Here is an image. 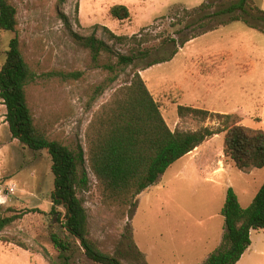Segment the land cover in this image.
<instances>
[{"label":"rangeland","instance_id":"obj_1","mask_svg":"<svg viewBox=\"0 0 264 264\" xmlns=\"http://www.w3.org/2000/svg\"><path fill=\"white\" fill-rule=\"evenodd\" d=\"M208 1L11 0L19 26L16 32H1L0 69L10 40L18 35L38 73L28 88L37 121L51 138L70 147L79 144L87 149V129L96 111L132 76L128 68L110 84L111 73L95 66L90 50L76 35L96 34L124 53L150 49V57L141 64L176 51L170 61L141 71L173 130L219 126L216 118L180 116V105L233 114L240 124L264 129V21L255 9L264 10V0H253L249 15L233 13L259 29L243 20L230 21V14L202 20L237 0H214L213 8H199ZM120 4L130 9L128 19L112 15L111 8ZM103 26L118 35L149 40L142 47L114 44ZM206 27L212 29L203 33ZM194 33L198 36L186 41ZM55 71H81L83 76L62 81L53 78ZM102 87L105 92L99 94ZM6 112L0 97V219L21 217L0 229V264H62L53 234L69 245L70 264H99L87 257L52 211L51 155L13 138ZM224 136L225 132L214 135L176 161L125 213L104 202L87 163L89 183L79 189V197L98 247L124 264H203L222 242L228 189L232 187L241 205L248 207L264 184V167L240 169L225 156ZM11 186L14 193H9ZM56 210L64 212L61 206ZM251 239L237 264H264V229H253Z\"/></svg>","mask_w":264,"mask_h":264},{"label":"trees","instance_id":"obj_2","mask_svg":"<svg viewBox=\"0 0 264 264\" xmlns=\"http://www.w3.org/2000/svg\"><path fill=\"white\" fill-rule=\"evenodd\" d=\"M252 1L237 0L219 11L205 14L201 19L230 14V21L243 20L252 26L248 18L233 15L237 10L249 15ZM65 2L60 0L59 4ZM213 6L214 0H209L199 8L206 10ZM255 9L264 21V10L259 7ZM111 13L119 19H128L131 15L130 9L122 4L113 6ZM18 26L16 6L11 0H0V45L1 32H16ZM252 27L258 28L255 25ZM103 28L114 44L142 47L149 40L139 35H118L108 26ZM210 29L206 27L203 33ZM76 36L90 50L95 66L111 73L110 84L116 82L128 68L132 70L130 82L118 87L111 99L96 111L87 129L86 150L79 144L70 147L61 139L51 138L45 127L37 121L29 101L28 88L38 73L26 58L18 35L10 40L6 60L0 69V97L7 108L5 119L12 137L34 151L47 150L52 157V211L56 219L69 234L79 240L89 259L99 264H124L117 256L101 250L90 237L88 212L79 197V189L89 183L87 163L97 179L104 202L119 207L125 213V210L137 205L138 196L155 184L176 161L221 132H225V156L238 168H263L264 129L240 124L233 114L180 105V116L202 121L216 118L219 126L173 130L141 71L170 61L176 51L169 57L155 58L141 64L150 57V49L132 48L129 53H124L96 34ZM197 36L194 33L186 41ZM104 54L108 55L107 59H104ZM52 76L62 81H77L83 73L55 71ZM105 89L102 87L99 94L104 93ZM59 206L64 208L63 213L56 210ZM222 214L225 216L222 242L203 264H237L242 258L252 243L251 231L264 229V184L248 207L241 205L238 194L230 187ZM20 217L14 215L0 219V229ZM52 239L61 252L62 264H70L71 257L67 255L69 245L57 234H53ZM45 253L48 254V251L45 250Z\"/></svg>","mask_w":264,"mask_h":264},{"label":"built area","instance_id":"obj_3","mask_svg":"<svg viewBox=\"0 0 264 264\" xmlns=\"http://www.w3.org/2000/svg\"><path fill=\"white\" fill-rule=\"evenodd\" d=\"M9 193H14L15 192V187L11 186L10 188H8Z\"/></svg>","mask_w":264,"mask_h":264},{"label":"crops","instance_id":"obj_4","mask_svg":"<svg viewBox=\"0 0 264 264\" xmlns=\"http://www.w3.org/2000/svg\"><path fill=\"white\" fill-rule=\"evenodd\" d=\"M208 33H206V34H204V35H207ZM204 35H202V36H204ZM197 149V148H196ZM194 152V151H193Z\"/></svg>","mask_w":264,"mask_h":264},{"label":"bare ground","instance_id":"obj_5","mask_svg":"<svg viewBox=\"0 0 264 264\" xmlns=\"http://www.w3.org/2000/svg\"><path fill=\"white\" fill-rule=\"evenodd\" d=\"M190 154V153H189Z\"/></svg>","mask_w":264,"mask_h":264}]
</instances>
